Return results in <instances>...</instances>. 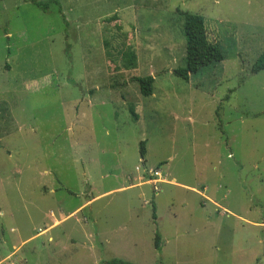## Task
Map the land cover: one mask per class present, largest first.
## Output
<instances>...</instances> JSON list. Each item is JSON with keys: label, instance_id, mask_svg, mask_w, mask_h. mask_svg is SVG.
Wrapping results in <instances>:
<instances>
[{"label": "rangeland", "instance_id": "374dc122", "mask_svg": "<svg viewBox=\"0 0 264 264\" xmlns=\"http://www.w3.org/2000/svg\"><path fill=\"white\" fill-rule=\"evenodd\" d=\"M59 2L0 0V264H264V0Z\"/></svg>", "mask_w": 264, "mask_h": 264}, {"label": "trees", "instance_id": "16d2710c", "mask_svg": "<svg viewBox=\"0 0 264 264\" xmlns=\"http://www.w3.org/2000/svg\"><path fill=\"white\" fill-rule=\"evenodd\" d=\"M32 3L44 11L50 8L51 4H56L60 10L59 0L38 1L32 0ZM178 14L183 20V35L185 38V65L174 70V73L185 80H189L190 76L197 73L200 69L211 64L221 63L225 59V53L222 46L217 42H212L208 38L205 18L202 14L192 11H182L178 9ZM107 44V41H105ZM135 63H130V66ZM264 69V51L253 64L252 73H258ZM134 81L139 84L140 92L143 96H151L154 93V77L152 75L136 76ZM131 112L134 116L136 113L133 109ZM141 156L144 158L146 153L145 143L141 142ZM153 219H157L156 206L153 203ZM155 248L162 252V236L157 229L155 232ZM101 264H139L124 258L112 257L104 259Z\"/></svg>", "mask_w": 264, "mask_h": 264}, {"label": "built area", "instance_id": "2783aa9c", "mask_svg": "<svg viewBox=\"0 0 264 264\" xmlns=\"http://www.w3.org/2000/svg\"><path fill=\"white\" fill-rule=\"evenodd\" d=\"M154 175H155V176H160L161 173H160L159 171H156V172H154ZM154 181H155V180H154Z\"/></svg>", "mask_w": 264, "mask_h": 264}]
</instances>
